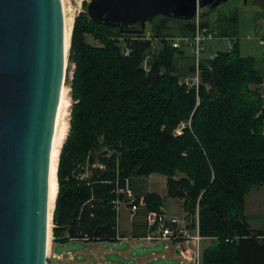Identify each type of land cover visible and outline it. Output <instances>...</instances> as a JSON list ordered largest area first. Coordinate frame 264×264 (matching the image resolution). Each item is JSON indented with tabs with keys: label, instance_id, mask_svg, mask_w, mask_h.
<instances>
[{
	"label": "trees",
	"instance_id": "trees-1",
	"mask_svg": "<svg viewBox=\"0 0 264 264\" xmlns=\"http://www.w3.org/2000/svg\"><path fill=\"white\" fill-rule=\"evenodd\" d=\"M171 21L151 23V41L147 28L137 32L140 25L121 33L92 22L86 2L75 18L73 103L57 160L53 240L118 241V191L128 187L145 199L134 217L143 220L164 200L135 189V181L158 174L167 196L182 201L193 223L198 215L201 236L211 239L202 264H264V230H252L245 216L246 197L264 187V72L235 43L200 60L196 87L194 56L174 47ZM177 25L179 37L194 35V21Z\"/></svg>",
	"mask_w": 264,
	"mask_h": 264
},
{
	"label": "water",
	"instance_id": "water-1",
	"mask_svg": "<svg viewBox=\"0 0 264 264\" xmlns=\"http://www.w3.org/2000/svg\"><path fill=\"white\" fill-rule=\"evenodd\" d=\"M216 1L89 0L87 14L144 34L158 17L190 22ZM65 72L62 0H0V264H48L50 157Z\"/></svg>",
	"mask_w": 264,
	"mask_h": 264
},
{
	"label": "rangeland",
	"instance_id": "rangeland-1",
	"mask_svg": "<svg viewBox=\"0 0 264 264\" xmlns=\"http://www.w3.org/2000/svg\"><path fill=\"white\" fill-rule=\"evenodd\" d=\"M88 1L89 0H62L65 15V23L68 29V51L65 72L66 74L64 81L65 91L62 102V109L60 110L59 115L60 121H58L60 126L59 131L63 129L65 123H69L70 129L71 108L73 101L71 98V89L69 86V82L72 78V73L74 70V66H72L68 61V55L71 44L70 39L72 38L71 33L73 32L75 18L82 11H84V3L86 2L88 4ZM198 17L200 21L207 22L208 28L214 30L215 33L218 35L217 38H214V40L207 41L204 43V50L202 52L201 58L209 57V54H211L212 51H229L232 49L235 43H238L241 55L255 58L257 67L264 72V46L260 45L259 41H257L259 39L264 40V0H228L221 4L220 7L204 9L202 13L199 12ZM150 26V24L147 25V31L150 30ZM170 26L174 29L173 33L177 36V38H179V31L177 30V21H171ZM87 42L91 45L100 46V44L95 41L91 36H87ZM187 52L189 54H192L190 49H188ZM177 131L180 130L178 129ZM60 152L61 149L54 150V153H52L53 161L51 177L55 181L58 178H56V169L57 160L59 165ZM57 185L59 190V183H57ZM135 189L143 193L157 192L158 194H160L164 200L165 207H163L165 208L166 215H168L169 217L174 216L172 215V213H175L176 215L181 214L179 213V209H183L182 201L167 196L166 177L154 174L149 177L138 178L135 181ZM51 206L52 219L50 229L51 238L49 244L50 263L52 259L51 246L54 242L52 237L54 213L53 210L55 209V202ZM129 214L130 213H128L127 210H123L122 212L120 225L122 230H128L130 224ZM245 216L247 217L250 228H257V226L264 225V187H253L249 195L246 197ZM182 219L187 220L186 213L183 215ZM127 234L128 231H126V236H128ZM120 243V251H122L124 250V246L126 245L125 238H123L117 244ZM139 244L140 245L134 250V257H143L146 255L151 256L155 254V256L159 258L164 253L163 243L158 245H148L146 243L139 242ZM59 245L60 246H58V251L56 252L59 255L62 254L64 256H62L61 260L55 261L54 264H96V257L98 255L97 251L94 249L96 244L87 243L83 241H73L69 242L67 246H65L66 244ZM70 256L72 258L74 257V260H69ZM117 264L127 263L122 262L121 256L119 259H117ZM153 264H181V262L178 260L169 262L168 260L159 258L157 261H154Z\"/></svg>",
	"mask_w": 264,
	"mask_h": 264
},
{
	"label": "built area",
	"instance_id": "built-area-1",
	"mask_svg": "<svg viewBox=\"0 0 264 264\" xmlns=\"http://www.w3.org/2000/svg\"><path fill=\"white\" fill-rule=\"evenodd\" d=\"M193 21L195 22L196 27L194 35L192 37L174 38L173 41L175 48L185 46L186 48L191 50L192 55L194 56L195 65L197 67V72L192 82L193 85L198 87L199 64L200 60L202 59V52L204 50L203 45L207 41L214 40V38H217L218 35L214 30L202 26L198 15ZM146 34V39L152 41L153 39L150 32L147 31ZM260 43L262 46H264L263 39L260 40ZM217 56L218 53L212 51L211 54H209L208 58L215 59ZM258 89L261 98L264 100V82L258 86ZM183 127L185 126L183 125ZM179 130L181 131V128ZM180 131H177V133H180ZM118 193L124 196V199L118 197L114 202L115 210L118 215V229H120L122 211L124 209H127L132 217H134L141 208L146 207V202L143 197L138 199L133 190L128 187L119 190ZM144 221L146 224L147 240L174 243L176 249L179 251L181 264H202V243L205 238L200 234L198 215L196 216V222L192 223V221L186 219L169 217L168 215H166L165 208L163 206H160L157 210L148 211L145 215ZM190 226H193V229H189ZM118 239H120L119 236ZM165 249L167 251L170 250V246L166 245ZM47 257L50 259V251L48 252V246ZM57 258L58 260L62 259L61 256ZM69 259L73 260L71 256L69 257Z\"/></svg>",
	"mask_w": 264,
	"mask_h": 264
},
{
	"label": "crops",
	"instance_id": "crops-1",
	"mask_svg": "<svg viewBox=\"0 0 264 264\" xmlns=\"http://www.w3.org/2000/svg\"><path fill=\"white\" fill-rule=\"evenodd\" d=\"M257 41H259V44L261 45L260 39ZM150 193L158 194L157 192H150ZM158 195H160V194H158ZM124 210H127V209H124ZM180 210H182V211H180ZM128 213H129V211H128ZM179 213H181V214L176 215L175 213H172V215H174V216H171V217H178V218L182 219L185 212L183 211V209H179ZM129 215H130V224H129L128 230H126V231H128V234H127L128 236H126L125 229L122 230V228L120 227V232H119V235H120L119 238L120 239H118V241H115V242H94L93 243V244H96L94 249L98 253V255L96 257V264H117V259H119L121 256H122V262H126L127 264H153V262L157 261L159 258L168 260L169 262H173L176 260L180 261L179 254H178L179 252L176 249L174 243L164 242V241H149V240H147V238H146L147 237V231H146V224H145L144 219L143 220H141V219L135 220V218H134L135 216L132 217L131 214H129ZM187 220L190 221V219H188V218H187ZM189 229H193V226H190ZM252 229L255 231L264 230V225L257 226V228H252ZM123 238H125V241H126L125 244L126 245L124 246V250L120 251L121 243L120 244H117V243L119 241H121ZM210 240L211 239H209V238L204 239V241L202 243L203 244V250H205L210 245ZM70 242H73V241H70ZM139 242H143V243H146L148 245H158V244L163 243L164 244V253L159 258H157L155 256V254H153L151 256L146 255L143 257H134L133 253H134L135 248L140 245ZM68 243L69 242H67V243L53 242L52 243V246H51L52 259H51V263H50V259H49V264H54L55 261H59L57 257L64 256L62 254L59 255L56 252V251H58V246H60L59 244H66L65 246H67ZM166 245L170 246V250L167 251L165 249ZM73 260H74V257H73ZM68 264H70V263H68Z\"/></svg>",
	"mask_w": 264,
	"mask_h": 264
},
{
	"label": "bare ground",
	"instance_id": "bare-ground-1",
	"mask_svg": "<svg viewBox=\"0 0 264 264\" xmlns=\"http://www.w3.org/2000/svg\"><path fill=\"white\" fill-rule=\"evenodd\" d=\"M64 10V8H63ZM65 19V15H64ZM71 30V29H70ZM71 33V32H70ZM72 34V33H71ZM71 41V39H70ZM67 51H68V29L66 27L65 23V54H66V61H67ZM64 91H65V84H63L62 87V92H61V98H60V105L58 109V114H57V119H56V129H55V134H54V139H53V146H52V152H51V157H50V175H49V228H48V252H49V244H50V236H51V219H52V204L55 202L56 196L58 194V185L55 180L52 179V153H54V150H60L63 147V144L68 136V131H69V123H65L64 127L61 131H59V115H60V110L62 109V102H63V97H64ZM57 131V132H56Z\"/></svg>",
	"mask_w": 264,
	"mask_h": 264
},
{
	"label": "flooded vegetation",
	"instance_id": "flooded-vegetation-1",
	"mask_svg": "<svg viewBox=\"0 0 264 264\" xmlns=\"http://www.w3.org/2000/svg\"><path fill=\"white\" fill-rule=\"evenodd\" d=\"M225 1V0H218L216 2H213L212 5L209 8H213V6H215L217 3H221V2Z\"/></svg>",
	"mask_w": 264,
	"mask_h": 264
}]
</instances>
